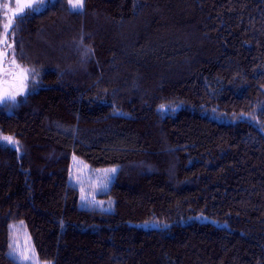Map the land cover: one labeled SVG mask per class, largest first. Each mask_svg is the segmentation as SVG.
Returning a JSON list of instances; mask_svg holds the SVG:
<instances>
[{
  "label": "trees",
  "instance_id": "trees-1",
  "mask_svg": "<svg viewBox=\"0 0 264 264\" xmlns=\"http://www.w3.org/2000/svg\"><path fill=\"white\" fill-rule=\"evenodd\" d=\"M39 2L22 24L9 16L6 43L0 6V97L15 95L0 103V264H21L20 222L52 264H144L165 239L180 240L177 264H264V0ZM85 14L106 20L107 51ZM223 54L234 71L186 85ZM188 127L179 167H158L149 135ZM74 159L116 167L106 207L81 205Z\"/></svg>",
  "mask_w": 264,
  "mask_h": 264
},
{
  "label": "rangeland",
  "instance_id": "rangeland-1",
  "mask_svg": "<svg viewBox=\"0 0 264 264\" xmlns=\"http://www.w3.org/2000/svg\"><path fill=\"white\" fill-rule=\"evenodd\" d=\"M22 2L33 6L40 3L39 0H22ZM0 6L2 13L3 10H7L5 16L6 25L8 24L9 16L11 17L16 12L19 5L17 0H0ZM83 24L84 32L89 33L93 41L102 45L105 48L104 51H107L108 45L105 38L106 20L99 16L85 14ZM2 41L3 37L0 39V42ZM235 66L234 60L228 54H223L218 59L198 68L189 78L186 85L198 88L201 85L203 75L206 73L230 72L234 71ZM4 76H7V72L0 71V79ZM12 76L14 78L19 77V75L15 74ZM103 76L106 81L110 82H114V78H116V81L119 78V74L117 77H111L107 71H104ZM195 132V127H188L178 139H174L171 130L151 133L148 137V148L155 152L156 165L165 169H177L183 153L193 147ZM111 169L116 170V167L94 169L80 160H72L70 182L79 189L82 206L106 207L108 202L100 195L105 193L109 187L110 180L113 177V171H109ZM179 241L177 239L148 241L149 255L146 257L144 264H177L181 252V243ZM10 245H12V248L9 250V255L21 264H52L51 262L41 261L37 257L27 229L21 222L11 228ZM25 255L29 256L30 259L24 260L22 257Z\"/></svg>",
  "mask_w": 264,
  "mask_h": 264
},
{
  "label": "snow or ice",
  "instance_id": "snow-or-ice-1",
  "mask_svg": "<svg viewBox=\"0 0 264 264\" xmlns=\"http://www.w3.org/2000/svg\"><path fill=\"white\" fill-rule=\"evenodd\" d=\"M52 2H53V0H48V3H52ZM17 3L19 5V7L16 10V12L13 13V16H14V19L17 20L21 24L24 22L25 19H27L31 15L32 12H39L41 10V7H42V5L33 6V5H30V4H25V3L22 2V0H17ZM83 3H84V0H69L70 9L72 11L82 10ZM25 8L30 9V11L25 12L24 11ZM14 27H17V26H14L11 21H9L8 24L4 25L5 43H6V35H7L8 31L11 28H14ZM11 47H12L11 45H7L5 50L3 52H0V71H4L5 73L8 70V66L6 64H4V61L6 60V58L8 56L7 49L11 48ZM12 55H13V59H12V62H11L12 65L15 66V69H19L20 75L24 79H27V73L30 72L31 70L22 69V68H20L19 65H16L14 53ZM5 83H7V81H5ZM21 94H23L22 91H21ZM5 99H11V100L15 101V95H9L7 92H5L4 96L0 97V103H2ZM4 139L9 141L10 143H16L15 141L12 140L11 137H5ZM3 146L4 145H0V147H3ZM109 171H113L114 172L115 169H111ZM10 248H12V245H10ZM13 251H14V249H13ZM22 258L24 260L30 259V257L27 256V255L23 256Z\"/></svg>",
  "mask_w": 264,
  "mask_h": 264
}]
</instances>
